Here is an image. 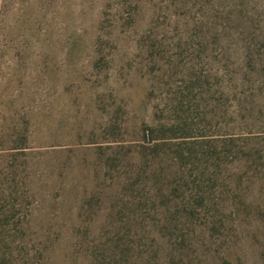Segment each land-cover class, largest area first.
I'll list each match as a JSON object with an SVG mask.
<instances>
[{
	"label": "rangeland",
	"instance_id": "1",
	"mask_svg": "<svg viewBox=\"0 0 264 264\" xmlns=\"http://www.w3.org/2000/svg\"><path fill=\"white\" fill-rule=\"evenodd\" d=\"M0 264H264V0H0Z\"/></svg>",
	"mask_w": 264,
	"mask_h": 264
}]
</instances>
